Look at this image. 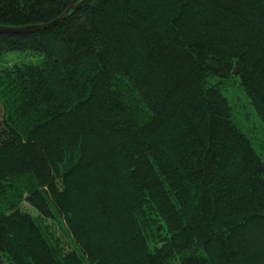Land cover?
Returning a JSON list of instances; mask_svg holds the SVG:
<instances>
[{
  "label": "trees",
  "instance_id": "obj_1",
  "mask_svg": "<svg viewBox=\"0 0 264 264\" xmlns=\"http://www.w3.org/2000/svg\"><path fill=\"white\" fill-rule=\"evenodd\" d=\"M71 2L0 0V27ZM232 83L264 130V0H89L0 34V264H264Z\"/></svg>",
  "mask_w": 264,
  "mask_h": 264
},
{
  "label": "rangeland",
  "instance_id": "obj_2",
  "mask_svg": "<svg viewBox=\"0 0 264 264\" xmlns=\"http://www.w3.org/2000/svg\"><path fill=\"white\" fill-rule=\"evenodd\" d=\"M12 56L23 58L25 56L13 54ZM31 63H37L35 59H30ZM230 85V84H229ZM230 85V92L228 93V98L233 101V104L238 112V123L244 127L245 131H248L251 140L255 148L264 156V130L262 125L259 123L257 116L255 115L253 109L250 107L249 103L246 101L242 94L239 85ZM27 209V206H24ZM56 237L62 241L63 245L68 244V241L63 237L62 233L59 232L55 234Z\"/></svg>",
  "mask_w": 264,
  "mask_h": 264
},
{
  "label": "water",
  "instance_id": "obj_3",
  "mask_svg": "<svg viewBox=\"0 0 264 264\" xmlns=\"http://www.w3.org/2000/svg\"><path fill=\"white\" fill-rule=\"evenodd\" d=\"M89 0H72L70 6L68 9L65 11L63 15H61L59 18L54 20L53 22H50L48 24L44 25H37V26H32V27H25V28H5V27H0V34H30V33H36L39 31H43L45 29H52L61 22L67 20L70 18L72 15H74L78 10L81 9L83 5H85Z\"/></svg>",
  "mask_w": 264,
  "mask_h": 264
},
{
  "label": "bare ground",
  "instance_id": "obj_4",
  "mask_svg": "<svg viewBox=\"0 0 264 264\" xmlns=\"http://www.w3.org/2000/svg\"><path fill=\"white\" fill-rule=\"evenodd\" d=\"M19 35H22V34H19Z\"/></svg>",
  "mask_w": 264,
  "mask_h": 264
}]
</instances>
